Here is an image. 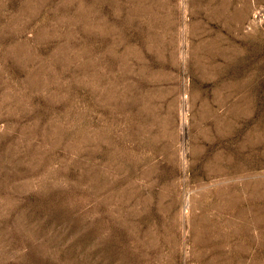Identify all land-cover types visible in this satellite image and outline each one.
Segmentation results:
<instances>
[{
    "label": "rangeland",
    "instance_id": "374dc122",
    "mask_svg": "<svg viewBox=\"0 0 264 264\" xmlns=\"http://www.w3.org/2000/svg\"><path fill=\"white\" fill-rule=\"evenodd\" d=\"M0 264H264V0H0Z\"/></svg>",
    "mask_w": 264,
    "mask_h": 264
}]
</instances>
